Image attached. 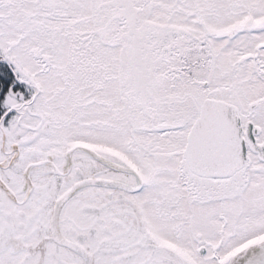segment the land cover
<instances>
[{"label":"snow or ice","instance_id":"snow-or-ice-1","mask_svg":"<svg viewBox=\"0 0 264 264\" xmlns=\"http://www.w3.org/2000/svg\"><path fill=\"white\" fill-rule=\"evenodd\" d=\"M0 264H264V0H0Z\"/></svg>","mask_w":264,"mask_h":264}]
</instances>
